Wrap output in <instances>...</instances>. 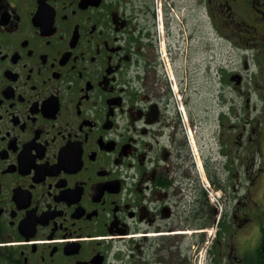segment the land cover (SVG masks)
I'll use <instances>...</instances> for the list:
<instances>
[{"label":"flooded vegetation","instance_id":"obj_1","mask_svg":"<svg viewBox=\"0 0 264 264\" xmlns=\"http://www.w3.org/2000/svg\"><path fill=\"white\" fill-rule=\"evenodd\" d=\"M189 3L241 68L204 64ZM245 81L264 85V0H0V264H264Z\"/></svg>","mask_w":264,"mask_h":264},{"label":"rangeland","instance_id":"obj_2","mask_svg":"<svg viewBox=\"0 0 264 264\" xmlns=\"http://www.w3.org/2000/svg\"><path fill=\"white\" fill-rule=\"evenodd\" d=\"M190 4L189 3V11H188V21L186 23L188 30L186 35L188 36L190 34V30L194 31V36L195 37H200L202 36L203 41H204V46H203V50H202V56L204 59V64L206 65L207 63H210L211 65H214L215 63V59L214 61L212 60V54L218 56V58L220 57V62L224 63L227 69H237V68H241L242 67V61H240V55L237 54L236 52L232 51L231 49L227 48L226 46L221 45L219 48H216L215 44L217 42V38L214 37V35L212 34V29L210 28V23H209V19L206 17V14L203 13L202 15V23H200V25L202 24L201 28L200 25L197 26L196 25V20L195 17L196 14L195 10H193L191 12V8H190ZM220 42V40H218ZM190 44V42H189ZM195 44V41H192L191 45ZM183 45V44H182ZM188 45V44H186ZM196 47H200L199 44H196ZM182 49V47H181ZM208 49H210L208 51ZM195 52V50L193 51V53ZM194 62V61H193ZM189 60L187 59L186 61L182 60L180 65L182 68V72L183 74H185L186 76V82L189 86H191L192 84L189 83L192 80L194 82H196V84H201L202 85V98L197 102L198 104L200 103V101H202L203 105H204V110H212L214 102L212 100V94H213V87L210 83V81L208 79H210L208 76H206L205 73V68L203 70L198 71L200 76L194 77L193 79L191 78V67L188 65ZM202 74L204 76H202ZM247 79V77H246ZM245 79V80H246ZM262 82V81H261ZM258 82L256 84H248L246 81L243 83V86H237V88H232V90L234 89L238 94H240V91H243L250 96V101H249V106L246 107L247 103L241 101V99L239 100V102H237V106H236V111H242V112H249L251 110V112L254 114H256V112L258 111V118L261 120L262 123V127H263V140H264V96L260 97L259 93H264V85ZM196 86V85H194ZM264 154V153H263Z\"/></svg>","mask_w":264,"mask_h":264},{"label":"water","instance_id":"obj_3","mask_svg":"<svg viewBox=\"0 0 264 264\" xmlns=\"http://www.w3.org/2000/svg\"><path fill=\"white\" fill-rule=\"evenodd\" d=\"M232 79H234V77H232ZM239 79V78H238Z\"/></svg>","mask_w":264,"mask_h":264}]
</instances>
